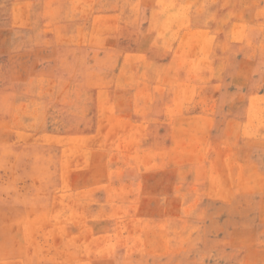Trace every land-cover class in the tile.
<instances>
[{
  "label": "rangeland",
  "instance_id": "374dc122",
  "mask_svg": "<svg viewBox=\"0 0 264 264\" xmlns=\"http://www.w3.org/2000/svg\"><path fill=\"white\" fill-rule=\"evenodd\" d=\"M0 264H264V0H0Z\"/></svg>",
  "mask_w": 264,
  "mask_h": 264
}]
</instances>
